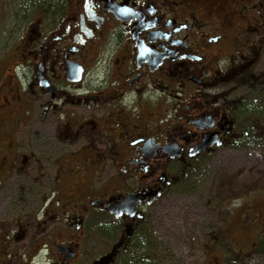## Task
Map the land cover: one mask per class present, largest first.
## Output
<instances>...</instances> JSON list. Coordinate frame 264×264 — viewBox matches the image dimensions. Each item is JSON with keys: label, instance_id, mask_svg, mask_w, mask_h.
Instances as JSON below:
<instances>
[{"label": "flooded vegetation", "instance_id": "1", "mask_svg": "<svg viewBox=\"0 0 264 264\" xmlns=\"http://www.w3.org/2000/svg\"><path fill=\"white\" fill-rule=\"evenodd\" d=\"M226 153L264 165V0H0V264H153Z\"/></svg>", "mask_w": 264, "mask_h": 264}, {"label": "rangeland", "instance_id": "2", "mask_svg": "<svg viewBox=\"0 0 264 264\" xmlns=\"http://www.w3.org/2000/svg\"><path fill=\"white\" fill-rule=\"evenodd\" d=\"M217 160L170 207L169 237L164 248H155L154 264H221L222 255L228 264H264V165L249 158L240 166L232 153ZM244 210L254 215L251 221ZM244 215L249 229L242 228ZM222 235L228 236L223 253Z\"/></svg>", "mask_w": 264, "mask_h": 264}, {"label": "trees", "instance_id": "3", "mask_svg": "<svg viewBox=\"0 0 264 264\" xmlns=\"http://www.w3.org/2000/svg\"><path fill=\"white\" fill-rule=\"evenodd\" d=\"M141 238L139 239V241L137 242V245L135 246L136 248L134 249V253L132 256H128L127 258H125L123 260L122 264H152L150 262H148L145 257H144V253L146 251V248H148L149 246L147 245L145 236L143 234H141ZM263 244H259V247L261 248V250H263ZM154 252H155V248H154ZM228 258L227 257H223L222 258V263L221 264H228ZM154 264V263H153Z\"/></svg>", "mask_w": 264, "mask_h": 264}, {"label": "water", "instance_id": "4", "mask_svg": "<svg viewBox=\"0 0 264 264\" xmlns=\"http://www.w3.org/2000/svg\"><path fill=\"white\" fill-rule=\"evenodd\" d=\"M106 258H107V256L103 257L99 261L94 262L93 264H104L107 261Z\"/></svg>", "mask_w": 264, "mask_h": 264}]
</instances>
